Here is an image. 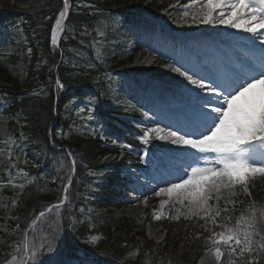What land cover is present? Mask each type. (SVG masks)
Wrapping results in <instances>:
<instances>
[{"label":"rangeland","instance_id":"rangeland-1","mask_svg":"<svg viewBox=\"0 0 264 264\" xmlns=\"http://www.w3.org/2000/svg\"><path fill=\"white\" fill-rule=\"evenodd\" d=\"M172 1L175 0H170L168 5ZM140 4L141 0H124L123 2V5L126 7L124 10H127L128 14L135 13L136 8L134 7ZM63 5L62 3L60 8H62ZM164 6L165 8L162 11L163 14L157 37L145 31L143 27H140V23L138 22L136 25L138 29L134 34L131 26L127 25L125 28L121 26L116 27L114 31L104 38L100 48L103 55L116 59L117 61L118 59L122 60L123 64H121L119 68L131 74L132 85L137 88V86L143 83V95L141 97L139 111L142 124L148 126V128L154 126L153 122L160 124L162 122L160 119H162L167 112L175 116L169 120V124L175 123L173 119L176 118L177 121L181 115L185 114V116H191L193 112V108L187 106L186 93L195 94L192 89L194 86L189 85L179 73L174 72L172 70L173 66L180 67L182 71L186 70L189 74L195 75L197 73L195 75L196 78L204 77L208 83H212L210 80H217L219 84L240 74L241 70L245 68L248 63H258V58L260 56L259 41H253L249 33L220 24H182L180 17L183 12H189L188 19H190L191 13L200 6L198 2L194 4V0H177L174 4L167 6L165 3ZM6 8L7 0H0V12L5 11ZM230 29L233 31L235 37H241V42L237 45L241 48L234 47L232 51L228 50V55H221L218 58V62H214L212 59L215 57L213 49L219 48L217 46L218 41L226 39L224 36L227 35ZM220 35H222V39L219 38ZM3 38L4 39H1L0 37V56L8 54L10 50H13L20 42L19 38H13L12 34H4ZM12 39L14 42H12ZM126 48H131L133 50L131 59L129 56L123 57ZM12 68L14 70L13 74L22 76L25 72L22 63H18ZM224 73L226 78L221 77V74ZM171 74H174L173 79L169 78ZM183 81H186V84H184ZM125 88H129V86ZM184 88H186L188 92L182 93V89ZM144 93L147 94L145 102L143 103L142 98L144 97ZM130 94L128 89H126V99L122 98L119 94L117 97H112L111 100L107 101L105 104L108 106L117 105L122 107L125 105L123 101H126L128 97L133 99L132 104H134L138 100V96H136V94ZM189 96L191 98L193 97L191 95ZM148 102L149 104H147ZM127 105L131 106L130 104ZM149 106H151V110H147ZM177 106L182 110L178 109ZM175 108H177L179 114ZM145 111L149 113L148 118L143 116V112ZM153 114L154 117L152 116ZM91 118L92 112L90 108L88 105H83L80 111V117L75 123H72L71 126L76 129L83 128ZM160 126H167V121L160 124ZM10 129L11 127L9 125L8 128L6 118L0 115V209L6 211L0 214V231L4 232V234L16 230L14 209L17 207V201L15 196L4 194L2 192V186H7L8 189H11V193H15L19 190L18 188L21 187L26 178V174L22 169L12 163L15 159L11 158V161L9 158L11 154L9 147H11V141L13 139L9 136ZM167 146H169V143L164 142L161 154L157 153L155 156L151 155L150 161L145 163L146 168L143 167L142 169H138L131 166L124 167L118 175L122 179H120L118 183V188L113 187L115 193L111 197H109L110 195L106 193L102 187L103 180H97L96 189L87 197L84 219H93L101 226L106 224L109 227H115L121 218L142 222L146 217V209L151 208V211L155 215L152 221L146 223V234L155 241H160L164 235L161 219L166 215L170 216L173 220L179 218L188 219L191 217H203V213H201L200 216L188 215L186 204L181 205L177 203L174 197L170 198L165 193H161L159 196L155 194L160 187L166 186V184L162 183L163 181L178 182L174 178L179 176L180 172L188 167H186V165L190 164L196 155L192 150L185 152L181 149L182 155L187 158L186 163H183V166L177 165V167L166 169L162 161H169L168 157L166 158ZM165 151L166 156H164ZM98 181H100V183ZM236 190L237 188L234 190L235 194ZM99 194L102 195V199H100ZM220 195L222 198L219 201L213 197L209 202L213 208L218 207L220 210H224L233 204L234 195L228 196L225 191H222ZM65 198H67V196H65L64 199ZM104 200H109V202ZM162 201L169 202L162 204ZM48 209L49 208H47V210ZM178 209L179 212L177 211ZM52 211L53 206L52 209H50V213ZM90 213H92L96 219L93 218ZM63 218L65 219V217ZM33 222L32 220V223ZM21 236L22 232L19 231L18 237L20 238ZM29 237L33 238L34 234L30 233ZM14 238H16V236ZM217 262L215 248L212 247L203 253L197 264H217Z\"/></svg>","mask_w":264,"mask_h":264},{"label":"snow or ice","instance_id":"snow-or-ice-1","mask_svg":"<svg viewBox=\"0 0 264 264\" xmlns=\"http://www.w3.org/2000/svg\"><path fill=\"white\" fill-rule=\"evenodd\" d=\"M196 2L200 6L191 13L190 19L189 12H183L182 24H220L249 33L253 41H259V62L248 63L240 74L219 84L208 83L204 77L196 78L173 66L174 72L198 90L193 112L184 117L182 125L178 121L161 127L153 122L154 126L137 138L143 144L152 139L168 142L196 154L188 167L174 178L178 182L163 181L166 186L155 194L174 197L177 203L186 204L188 215L203 213V219L223 229L220 232L206 229L211 232L206 239L215 248L217 261L221 259L219 246L226 245L228 264H236L231 257L237 254L240 264H257L251 258L264 253V209L259 213V220L255 209L250 208L247 215L242 213L235 224L229 226V217L222 216L221 210L213 208L209 202L213 197L219 201L222 191L228 196L235 195L236 188L250 195V183L257 177L264 178V0H194V4ZM68 8V0H64V9L51 29L53 45L57 44V33ZM56 85L64 87L59 79ZM143 116L148 118L149 113L145 111ZM122 148L131 151L133 146L124 144ZM145 156H141V160ZM217 218L222 222L217 223ZM46 249L52 250L51 243L37 245L33 241L30 244L26 235L7 264H39L37 258Z\"/></svg>","mask_w":264,"mask_h":264},{"label":"trees","instance_id":"trees-1","mask_svg":"<svg viewBox=\"0 0 264 264\" xmlns=\"http://www.w3.org/2000/svg\"><path fill=\"white\" fill-rule=\"evenodd\" d=\"M121 1L89 0L84 11L72 15V18L65 28L63 38L60 41L66 63H64V67L58 65L57 71L61 75L62 82L65 85V91L69 90V94L66 92L63 94H67L69 98V96L80 95L82 93V99L87 96H94L97 98V104L95 106L97 114L107 112L100 106V98L107 93L112 81L102 79V64L106 62H92L90 51L92 50L93 42L90 38L96 35L97 26L109 25V22L115 18L116 11L113 8L119 6ZM72 2V11H74V7L78 5L79 0H72ZM17 4L19 8L16 7L15 10L9 12L13 14H8L0 18V25L2 23L7 25L13 24L17 18L21 19V27L26 37V43L32 51L29 64L31 71H27L26 77L20 80L18 76H12L10 74L6 61H0V81L11 84V86H6V88L13 89V98L17 99V103L12 105L9 112L16 114L27 123L28 121L35 120L41 113L44 119L42 117L37 119L34 123L30 124L29 128H31L32 133L43 134L45 127L50 125L52 119L51 114H49V109L53 106L52 95H42L41 93L38 96L37 93L29 95L25 90H20V87L24 86V84L29 87L34 75H37L34 79V85L41 83L45 85L48 83L47 80L52 78L55 71V60L50 61L51 57L47 50L49 49L48 46H50L49 33L51 25V18L47 17V15L50 12L43 10L50 9L51 12H54L55 7H57V0H17ZM148 6L152 9L158 7L155 3L149 4ZM69 51H72L74 54V59ZM37 63H40L38 64L39 66H37ZM112 68L115 69L116 65L113 64ZM27 79L28 82H24ZM61 103H58V107ZM26 133L30 134L27 130ZM45 133L47 135V131ZM74 143L78 147H83L86 156L85 161L91 167L99 165L102 157L110 151L109 148L101 144L99 139H94L92 135L76 137ZM133 143L135 144V141ZM253 181L254 183H250L251 195H244L238 198L232 209L221 213L222 216L229 217V226L235 224L236 219L242 213L247 215L250 208L255 209L257 219L259 220V213L261 209H264V178L260 179L257 177ZM81 186H86L84 172H81L79 181L77 180L73 183L75 193L79 192ZM70 194L73 199L78 198L72 191H70ZM78 195L81 196L80 194ZM40 197L43 200L38 199ZM51 197H53V194L50 192V189L42 196H37L35 189L18 194V204L14 212L16 221L23 224L28 219V216L36 208V199H38L37 201L42 200V205L50 201L49 199ZM71 214L74 217V213ZM76 214L78 215L77 210ZM147 220H150L149 216ZM162 222L166 233L161 241L156 242L146 235L145 225L143 223H138L133 219L121 218L115 226L116 229L107 225L102 228L105 237L101 241V245L95 249H89L85 245V242L82 241L84 250L83 254L79 255L77 248L80 246L75 245L76 243L78 244L81 237L77 233L84 232L85 227L80 223H73L69 216L67 223L64 224L61 222V228H57L52 232L48 229L38 228L39 231L45 233L46 237L40 241V239H37V234L34 242L37 245L51 243L52 250L46 249L42 251L37 259L39 264H68L74 256H77L79 261H82L84 258H88L90 253L98 251V254L91 261L84 264H114V262L123 264H196L199 257L211 245V242L206 239L211 235V232L206 229H212L216 232L223 230L215 227L213 224L208 225L205 220L203 221L201 219H181L173 221L166 217ZM221 222L217 218V223ZM62 230L66 234L71 232H74V234L68 236L69 240L67 239V242L62 239L61 244L56 250L54 241L52 240V233H61ZM12 237V234L1 235L0 264H3L11 254H15L14 249L17 246V238L13 239ZM70 245H72L71 248ZM221 246L223 249L222 257L218 264H228V248L226 245ZM231 259L236 264H240L238 254L231 257ZM251 259L256 260L257 264H264V253H260L258 258L252 257Z\"/></svg>","mask_w":264,"mask_h":264},{"label":"bare ground","instance_id":"bare-ground-1","mask_svg":"<svg viewBox=\"0 0 264 264\" xmlns=\"http://www.w3.org/2000/svg\"><path fill=\"white\" fill-rule=\"evenodd\" d=\"M153 3H154L153 0H149L148 1V5L149 4H153ZM152 6H154V5H152ZM149 9L151 10L152 8L149 7ZM13 37H15V33H13ZM224 37H226V39H224L222 41H218L217 46L219 47V49H221V51H223L221 55H228V50H231L232 51L233 48L236 47L237 44H238V42L241 40V37H238V38L235 37L233 35V31L231 29L228 30L227 36H224ZM219 38H221V36H219ZM210 45L213 46L212 44H210ZM18 55H19V53L15 50L14 51V56H15L16 59H17ZM10 56H11L10 53H8L7 56L5 57L6 61L9 64H11L12 61H13V60L10 59ZM212 59L213 60L216 59L215 62H218V57H213ZM173 76H174V74H171V77H169V78L170 79H173ZM183 83L186 84V81H183ZM192 89H193V92H195V94L186 93V92H188V90L186 88L182 89V93H186V100L188 102L187 106L188 107H191V108H194V103H195V99L194 98H195L196 92L198 90L195 89L194 87ZM189 95H191L193 97L191 98ZM177 108L180 109V110H182L179 106H177ZM177 108H175V109H176L177 113L179 114V111L177 110ZM173 117H175V116L172 113L167 112L163 116V119H165L167 121V120H171ZM184 117H186L185 114H183V115H181L179 117L178 121L180 122V124H183ZM178 121H176L175 124ZM162 122L164 123V121H162ZM24 123L25 124H28L27 122H24ZM24 134H25V132H24ZM9 149H11V147H9ZM166 150H167V156H166V151H165L164 154H165L166 158L168 157V160L169 161L168 162L165 161V160L162 161V164H164V166L166 167V169H171L173 167H177V165L183 166L184 165L183 163H186L187 158L182 155V150L179 149V148H177V146L172 145V144L169 143V146H167ZM182 159H184V160H182ZM45 161L46 160L43 159L42 157L36 156L35 159H34V164H36V165H43L45 163ZM100 176L103 177V175H100Z\"/></svg>","mask_w":264,"mask_h":264}]
</instances>
